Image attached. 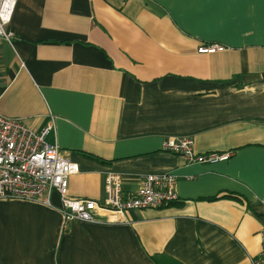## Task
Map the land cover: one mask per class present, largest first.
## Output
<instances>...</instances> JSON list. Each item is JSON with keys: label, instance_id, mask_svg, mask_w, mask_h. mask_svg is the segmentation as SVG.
<instances>
[{"label": "crops", "instance_id": "crops-1", "mask_svg": "<svg viewBox=\"0 0 264 264\" xmlns=\"http://www.w3.org/2000/svg\"><path fill=\"white\" fill-rule=\"evenodd\" d=\"M0 39V115L45 137L79 172L134 194L148 174L177 200L123 221L64 223L51 205L0 199V264H252L264 227V0H17ZM218 45L223 52L198 53ZM190 137L215 164L163 150ZM216 197L215 199H213ZM213 200H212V199Z\"/></svg>", "mask_w": 264, "mask_h": 264}, {"label": "built area", "instance_id": "built-area-1", "mask_svg": "<svg viewBox=\"0 0 264 264\" xmlns=\"http://www.w3.org/2000/svg\"><path fill=\"white\" fill-rule=\"evenodd\" d=\"M17 0H0V39L10 41L12 32L7 30ZM224 47L208 45L198 48V53L223 52ZM38 133L28 129L21 120L0 115V199L22 200L51 205L57 194L64 223L73 221L99 223L121 222L131 210L158 209L177 200L175 178L166 174H148L142 178L141 188L134 194L122 193V178L109 173L105 177L104 198L71 197L68 179L79 172L57 145L45 141L53 129V118ZM165 151L181 155L188 163L215 164L228 160L229 152L197 154L190 137L164 138ZM262 249L252 264H264V227L260 231Z\"/></svg>", "mask_w": 264, "mask_h": 264}, {"label": "trees", "instance_id": "trees-1", "mask_svg": "<svg viewBox=\"0 0 264 264\" xmlns=\"http://www.w3.org/2000/svg\"><path fill=\"white\" fill-rule=\"evenodd\" d=\"M215 198H216V197H214L213 199H215ZM211 199H212V198H211ZM213 199H212V200H213Z\"/></svg>", "mask_w": 264, "mask_h": 264}]
</instances>
